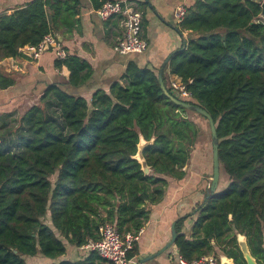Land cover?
I'll list each match as a JSON object with an SVG mask.
<instances>
[{"label": "trees", "instance_id": "16d2710c", "mask_svg": "<svg viewBox=\"0 0 264 264\" xmlns=\"http://www.w3.org/2000/svg\"><path fill=\"white\" fill-rule=\"evenodd\" d=\"M89 1L97 11L115 0ZM263 2L197 0L179 24L191 38L171 55L169 72L192 95L183 101L213 118L228 179L222 192L176 223L174 245L188 261L225 255L246 264L238 235L264 260ZM83 5L33 0L1 14L0 61H34L21 50L78 30ZM55 67L67 68L75 89L93 73L87 61L70 54ZM16 82L0 72V91ZM165 86L170 95L155 72L130 62L121 82L91 101L57 84L28 110L0 114V264H28L38 256L48 264H107L90 249L89 259L70 262L67 246L86 249L107 223L123 236L141 232L171 181L185 179L200 133L189 109ZM142 140L149 143L143 150L148 175L136 159ZM188 219H196L190 235ZM137 255L134 247L128 257Z\"/></svg>", "mask_w": 264, "mask_h": 264}, {"label": "crops", "instance_id": "0c3cea01", "mask_svg": "<svg viewBox=\"0 0 264 264\" xmlns=\"http://www.w3.org/2000/svg\"><path fill=\"white\" fill-rule=\"evenodd\" d=\"M33 0H0V15L11 14L16 9L26 6ZM127 3L143 16V39L148 43V49L141 55H120L114 47L124 37L122 16L102 21L96 14L89 0H84L78 30L71 34H58L60 42L70 55H76L87 61L93 73L85 86L78 89L69 84L70 72L67 68L58 70L55 67L56 55L51 50L44 52L39 60L25 62L23 60L5 59L0 61V72L12 75L16 85L8 90L0 91V114L6 111L24 112L37 104L40 97L51 85H60L68 93L84 96L88 101L100 91H108L110 87L121 82L130 62L140 67L148 68L158 76L165 66L164 83L170 86L178 77L169 72L171 55L179 51L190 38V32L179 29L175 18L178 7L188 8L197 0H115ZM264 19L263 16H261ZM189 117V116H188ZM190 118V117H189ZM200 129V128H199ZM200 137V133H199ZM198 137V139H199ZM197 139L189 163L183 168L186 173L181 181L172 180L161 204L152 207L150 220L141 230L135 246L138 255L132 259V264H138L143 259L144 264H170L171 255L178 252L175 245L165 253L159 252L172 239V225L190 214L193 209L205 201L207 192L206 178L210 170L207 153L200 150ZM144 141V140H142ZM199 150V152H195ZM225 185L219 188L222 192ZM196 219L185 222V232L190 235ZM68 247L65 256L70 262H80L89 259L90 252L86 249ZM179 253V252H178ZM220 260V255H218ZM229 264L233 260L226 258ZM28 264H48L49 259L43 256L27 259ZM264 264V260H257ZM220 264V261H219Z\"/></svg>", "mask_w": 264, "mask_h": 264}, {"label": "built area", "instance_id": "2783aa9c", "mask_svg": "<svg viewBox=\"0 0 264 264\" xmlns=\"http://www.w3.org/2000/svg\"><path fill=\"white\" fill-rule=\"evenodd\" d=\"M96 14L102 21L122 16L124 37L114 47V50L118 54L124 56L141 55L147 51L148 43L143 39V16L140 12L125 2L109 1L101 9L97 10ZM185 16L186 8L183 6L178 7L175 11V18L178 22L182 23ZM47 48L55 53L57 59H65L69 55L59 39L53 36L46 37L38 46L23 48L21 53L33 60H39L44 52L48 51ZM171 89L176 92L178 98L181 100L192 97L179 78L172 81ZM139 234H127L123 236L114 225L107 223L100 228L101 239L86 246V249L96 251L107 264H132L133 261L128 255L134 249ZM170 264H219V260L216 256L209 255L197 260L188 261L178 252H175L171 255Z\"/></svg>", "mask_w": 264, "mask_h": 264}, {"label": "water", "instance_id": "95a60500", "mask_svg": "<svg viewBox=\"0 0 264 264\" xmlns=\"http://www.w3.org/2000/svg\"><path fill=\"white\" fill-rule=\"evenodd\" d=\"M262 16L264 17V2L262 3ZM58 39L60 40V38H58ZM185 46H186V43H184V46L182 47L181 50H183L185 48ZM47 50H48V48H47ZM164 68H165V66L161 69V71L159 73V82H160L162 88L164 89V91L166 92V94L170 95V93L168 92V90L164 84V80H163ZM171 93H172L173 100L178 105H182L185 108L189 109V111H193V112H196V113L202 115L208 121V123L210 125L211 134H212V144H213V177H212L211 185L208 187L207 192H206L205 201H207L211 196H214L215 194L219 193L218 190L220 187V179H221V164L219 161L218 138H217L216 126H215L213 118L205 110H203L200 107H194L190 104L185 103L183 100L178 98L175 91L171 90ZM147 145H149V143H147L146 141H141L139 148H138V153H137L136 159L141 163L145 174L148 175L150 173L151 169L148 167V165L146 164V161L143 157V150ZM175 226H176V223L172 225V239H171V241L159 252L158 255L165 253L172 246H174L175 240L177 238V232H176ZM237 239H238L240 251L243 255V258H244L246 264H258L257 259L251 253V250L249 248L248 241H247L246 237L244 235H238ZM226 258H228V257L225 255H220V260H219L220 264H229L227 262ZM150 259H152V257L149 259H143V260L139 261L138 264H144Z\"/></svg>", "mask_w": 264, "mask_h": 264}, {"label": "rangeland", "instance_id": "374dc122", "mask_svg": "<svg viewBox=\"0 0 264 264\" xmlns=\"http://www.w3.org/2000/svg\"><path fill=\"white\" fill-rule=\"evenodd\" d=\"M187 116L190 117L191 120L196 122L197 126L200 128V137H199V144L200 150L203 153H207L210 161V170L208 176L204 178L206 180L207 188L211 185L212 177H213V144H212V134L211 129L208 121L200 114H196L195 112H187ZM195 149V148H194ZM195 152H199L196 150ZM228 182L227 177L225 176L223 169L221 167V179H220V187L222 188ZM84 251H89L88 249Z\"/></svg>", "mask_w": 264, "mask_h": 264}]
</instances>
